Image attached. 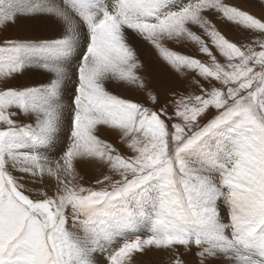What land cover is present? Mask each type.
<instances>
[{
    "label": "snow or ice",
    "instance_id": "snow-or-ice-1",
    "mask_svg": "<svg viewBox=\"0 0 264 264\" xmlns=\"http://www.w3.org/2000/svg\"><path fill=\"white\" fill-rule=\"evenodd\" d=\"M148 251L264 264V2L0 0V264Z\"/></svg>",
    "mask_w": 264,
    "mask_h": 264
},
{
    "label": "rangeland",
    "instance_id": "rangeland-1",
    "mask_svg": "<svg viewBox=\"0 0 264 264\" xmlns=\"http://www.w3.org/2000/svg\"><path fill=\"white\" fill-rule=\"evenodd\" d=\"M258 2H264V0H258ZM170 46L182 52L186 51V49H184L183 46L180 44H171ZM151 55L153 57V62L149 64L150 70L153 67L155 53H152ZM137 259L139 261V264H170L172 256L171 253L168 252L148 251L145 255L138 256ZM188 259H191V257H189Z\"/></svg>",
    "mask_w": 264,
    "mask_h": 264
}]
</instances>
